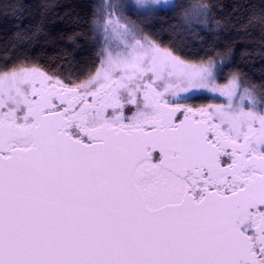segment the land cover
Segmentation results:
<instances>
[{
  "label": "snow or ice",
  "instance_id": "1",
  "mask_svg": "<svg viewBox=\"0 0 264 264\" xmlns=\"http://www.w3.org/2000/svg\"><path fill=\"white\" fill-rule=\"evenodd\" d=\"M109 7L86 79L0 68V264H264V96Z\"/></svg>",
  "mask_w": 264,
  "mask_h": 264
},
{
  "label": "trees",
  "instance_id": "2",
  "mask_svg": "<svg viewBox=\"0 0 264 264\" xmlns=\"http://www.w3.org/2000/svg\"><path fill=\"white\" fill-rule=\"evenodd\" d=\"M135 4L137 0H0V68L39 67L62 79H86L98 65L103 11L97 6ZM150 2V0H149ZM208 8L206 22L186 26L190 5ZM158 10L148 16L136 8L128 20L162 47L175 50L193 64L213 63L223 84L233 77L252 91L259 110L264 96V0H171L175 11L154 0ZM79 82V81H77Z\"/></svg>",
  "mask_w": 264,
  "mask_h": 264
},
{
  "label": "rangeland",
  "instance_id": "3",
  "mask_svg": "<svg viewBox=\"0 0 264 264\" xmlns=\"http://www.w3.org/2000/svg\"><path fill=\"white\" fill-rule=\"evenodd\" d=\"M155 1H157V0H155ZM160 3H164L165 2V0H158ZM150 2H153L154 3V0H150ZM128 3H130V2H128ZM108 10L109 11H111L112 12V18L113 19H115L116 17H118V16H120L122 13H121V11H119V7H117V6H111V7H109L108 8ZM105 19H106V17H105V13H103V17H102V20L104 21V23H105ZM232 79V78H231ZM231 79L230 80H228L227 82H225V83H223V84H219V85H221L222 87H224V86H226V85H228L229 83H230V81H231ZM235 79L237 80V82H238V84H239V88H240V90H243L244 88L242 87V84H241V80L240 79H238V78H236L235 77ZM211 94H213V95H217L216 93H211ZM220 98H222V100L225 102V100L227 99V97H224V96H221Z\"/></svg>",
  "mask_w": 264,
  "mask_h": 264
},
{
  "label": "flooded vegetation",
  "instance_id": "4",
  "mask_svg": "<svg viewBox=\"0 0 264 264\" xmlns=\"http://www.w3.org/2000/svg\"><path fill=\"white\" fill-rule=\"evenodd\" d=\"M208 95L210 97H214L215 96V95H213L211 93H209ZM223 103H224V101L222 100V98L217 100V99L204 98V97H201V98H199L197 100L189 102L190 106H193V107H201V106H207L208 104H223ZM257 111H259V110H257Z\"/></svg>",
  "mask_w": 264,
  "mask_h": 264
}]
</instances>
